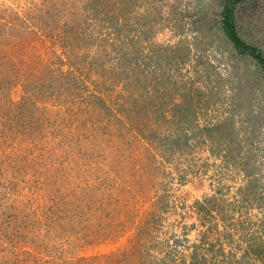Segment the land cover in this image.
Returning a JSON list of instances; mask_svg holds the SVG:
<instances>
[{
  "label": "rangeland",
  "instance_id": "obj_1",
  "mask_svg": "<svg viewBox=\"0 0 264 264\" xmlns=\"http://www.w3.org/2000/svg\"><path fill=\"white\" fill-rule=\"evenodd\" d=\"M201 1L0 0V264H264V72Z\"/></svg>",
  "mask_w": 264,
  "mask_h": 264
},
{
  "label": "trees",
  "instance_id": "obj_2",
  "mask_svg": "<svg viewBox=\"0 0 264 264\" xmlns=\"http://www.w3.org/2000/svg\"><path fill=\"white\" fill-rule=\"evenodd\" d=\"M92 1L94 3L89 8V13L95 19V18L99 17V14H101V13L95 11V8H98V5H99V3H101L102 0L101 1L100 0H92ZM113 1L114 2H116V1L121 2V0H113ZM136 1H138V0H126V3L132 2V4H133ZM191 1L193 3V6L197 7V11L195 13H193V17L194 16L196 17V15H199L201 13V11L203 10L204 6H206L207 3H206V1L203 2L201 0H191ZM238 2H240V0H218V3L221 6L220 11L218 13V15H219V21H217L218 29L222 33V36L227 38L228 42L231 45L230 49L233 48V50H237V51L242 52V53H247V55L250 57V59L256 60L258 62V64H259L258 69L260 68L259 70L262 73V72H264V59L260 56V53L257 50V48L253 47L252 45H250L249 43L244 41L242 38H240V36L238 35L237 30L235 28V24L233 22L234 21V19H233L234 14L232 13V11H233L232 9H233V5L238 3ZM87 5L88 4H86L85 6L87 7ZM85 6H84V8H85ZM133 6H136V5H133ZM182 16H184V15H182ZM180 19H181V17H180ZM131 24H132V22H128V24L126 23L125 27L126 26L130 27ZM199 24H200V22L198 20L192 21V26L194 25L193 28H197V30L200 29V28H198ZM175 26L178 27V25H176V24H175ZM182 26H183V24H182ZM132 30H134V29H132ZM192 31H194V30H192ZM179 32H182V31H179ZM132 39H133V37H130L129 39H124V40L119 39V40H121L119 42V44L121 46H126L129 43L135 44L136 40L132 41ZM114 58L117 61V65H121L122 64L121 62H124V61H127V62H125V64L127 66H132V65L137 64L134 61L135 60L134 54L131 56H129V54L123 55V56L116 55V57H114ZM248 66H252V64H248ZM252 71H253V69H252ZM256 74L259 75V71H257ZM131 81L132 80H129L130 84H131ZM216 83H220V82L217 81ZM174 85L177 87V82L175 80L171 82V86L173 87ZM207 104H208V102L205 101L204 105H207ZM169 108L173 111V116L175 119H177V121L178 120L182 121V120L175 117L174 111L178 112V116H180L183 120L186 121V118H187V115L189 114V111H187V107H185L184 104L183 105L173 104V106L169 107ZM175 123L176 122H173L171 125L175 126ZM258 144H259V141H256L255 145H258ZM221 254H223V253L221 252ZM243 255H244V257L246 256V254H243ZM242 259H244V258H242ZM196 260H198V259H196ZM236 263L240 264L241 262L236 261Z\"/></svg>",
  "mask_w": 264,
  "mask_h": 264
}]
</instances>
